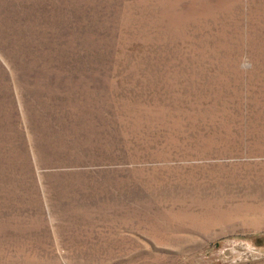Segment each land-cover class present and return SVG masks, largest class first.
Returning a JSON list of instances; mask_svg holds the SVG:
<instances>
[{"label":"rangeland","instance_id":"1","mask_svg":"<svg viewBox=\"0 0 264 264\" xmlns=\"http://www.w3.org/2000/svg\"><path fill=\"white\" fill-rule=\"evenodd\" d=\"M0 264H264V0H0Z\"/></svg>","mask_w":264,"mask_h":264}]
</instances>
